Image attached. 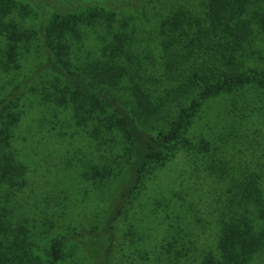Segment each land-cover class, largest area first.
Instances as JSON below:
<instances>
[{
  "label": "trees",
  "instance_id": "16d2710c",
  "mask_svg": "<svg viewBox=\"0 0 264 264\" xmlns=\"http://www.w3.org/2000/svg\"><path fill=\"white\" fill-rule=\"evenodd\" d=\"M180 1L168 0L162 10H157L162 16V23L158 25L162 35L178 42L182 34L190 35L195 29L193 34L201 41L199 54H207L199 61L186 62L182 49L169 41L166 44L162 39L164 45L158 49L160 52L150 51L158 60L152 62L153 67L149 65L151 79L144 83L145 88L140 89L131 85L139 77L135 71H147L132 68L138 57V49L131 39L138 31L137 26L128 32L129 24L124 19L117 20L112 8L97 6L84 11L60 8L37 29L18 21L14 15L16 11L25 10L26 6L17 0H0V37L6 46L0 54L2 70L8 72L18 67L23 55L31 48L43 59L32 75L0 98V264H57L64 260L68 243L72 241L88 247L97 244L102 249V264H113L117 223L148 178L158 167L175 158L179 151L188 157L190 181L178 189L172 185L162 189L165 206L179 207L182 212L175 211L177 225L170 224L161 238L154 237L157 244L151 264H258L256 257L264 253V175L249 169L238 170L235 154L230 155L226 148L232 136L240 134L236 127L245 126L238 121L237 108L234 113L232 108L229 110V102L234 101L239 107L243 101V108L239 107V110L242 114L247 109L249 119L256 112L264 118V70L238 71L230 67L232 71L224 72L222 67L225 62H243L245 65L254 57L264 62V45L259 40L264 34V0H203L200 6H204V16L209 20V32L223 29L230 36L214 53L201 40L203 34H199L202 31L199 24L202 19H197L196 12ZM185 24L187 28L182 34H175ZM98 25L101 29L105 27L101 42L105 57L92 66L77 65L74 59L81 52L87 29ZM115 25L118 30H114ZM138 47L142 48L141 45ZM212 60L216 63L211 64ZM157 62L161 70L157 68ZM179 69L189 73L188 81L163 85L162 97L154 94V86L169 80L167 77ZM44 74L51 77L39 81ZM36 81L38 85L35 87ZM149 83L150 88L147 87ZM38 86L44 95H55L58 105L72 104L78 115L81 111L95 113L100 124L97 130L112 134L110 139L114 141L122 138L121 141L126 143L121 155L126 162L123 169L119 165L121 169L117 173L115 168L112 171L114 181L121 176L122 179L115 185L118 200L111 211H98L78 228L54 234L43 241V247L36 249L33 228L26 220L22 222L18 218L10 200L23 174L21 164L11 150L13 132L21 121L20 106L26 90L35 91ZM249 87L255 89L253 98L262 103L258 109L251 102L252 97L245 94L249 93ZM126 93L135 99L134 109L127 105ZM227 95L231 100L221 102L222 106L208 115L216 98L223 101ZM157 97L162 101L159 102ZM171 100L177 105L170 111L169 121L145 127L144 119L156 118L160 112L162 117L167 116L165 106ZM224 128L226 133L222 131ZM241 130L248 129L242 126ZM119 154L115 156L118 158ZM97 175L102 181L109 178V175L103 177L99 170ZM196 178L200 183L190 184L191 179ZM204 180L213 184L208 194L209 217L206 218L211 228L215 226L213 243L202 242L200 229L190 220L186 223V216H181L189 210L184 195L192 193V187ZM213 190L217 193L213 194ZM192 212L191 208L188 212L191 218ZM141 231L146 236L145 226Z\"/></svg>",
  "mask_w": 264,
  "mask_h": 264
},
{
  "label": "rangeland",
  "instance_id": "374dc122",
  "mask_svg": "<svg viewBox=\"0 0 264 264\" xmlns=\"http://www.w3.org/2000/svg\"><path fill=\"white\" fill-rule=\"evenodd\" d=\"M17 1L26 8L14 13L16 19L25 25H34L37 29L42 21H47L50 14L60 8L84 11L97 6L112 8L116 13L117 20L124 19V22L129 24L128 32L133 29L134 25L137 26V33L131 37L138 49V57L132 68H145L147 71L146 73L142 70L135 71L139 77L137 82L131 83L133 88L138 86L143 89L145 88L144 83L151 79L148 67L150 64L152 66V62L155 63V59L158 60V58L150 51L160 52L159 50L164 45L162 39L182 49V57L186 62L189 60L199 61L207 54H199L198 45L201 41L193 34L196 32L195 29L191 31L193 33L190 35L182 34L183 29L187 28V24L175 32L177 35L182 34V39L178 42L172 38L168 39L170 36L166 34L162 35V30L158 26L162 23V16L158 14L157 10H162V5H166L168 0ZM180 2L192 8L198 14L194 13L197 19H202V23L199 24L202 31L199 34H203L201 40L205 44L207 43L209 51L214 53L216 50H220V47L226 44L230 36L223 29L209 32L207 26L209 20L204 16V6H200L203 5V0H182ZM193 2L197 4L194 5ZM155 7L160 9H155ZM100 27L98 25L94 29H87L88 35L80 48L81 52L78 53L80 58L76 56L74 59L77 65L92 66L93 63L103 60L105 57L101 50L102 34H104L105 27L104 29ZM114 30H118L117 25ZM256 33L258 32L256 31ZM259 40L264 45V34L259 36ZM255 44L257 47L260 46L257 40ZM140 45L142 48L138 47ZM5 47V42L0 37V54ZM29 51L23 55L18 67H13L8 72L2 70L0 63V98L7 96L18 83L28 78L42 65L43 59L39 57L35 49L31 48ZM206 58L209 57L206 56ZM210 63L215 64L216 62L212 60ZM223 65L224 72L250 68L264 70V62L255 57L247 60L245 65L243 62L232 64L225 62ZM125 66L127 67V65ZM158 67L160 68L157 62ZM180 67L183 68L182 65ZM230 67L232 70L229 69ZM186 72L179 69L172 76H168L169 80L154 86V94L162 97L163 85H174L177 81L187 82L189 73ZM141 75L142 77H140ZM50 77L44 74L38 80ZM150 83L147 86L149 88ZM33 85L36 87L38 81ZM38 88L39 86L35 91L31 88L26 90L20 106L21 121L13 132L11 150L16 161L21 164L23 174L19 183L14 187L15 193L10 200L18 218L22 222L26 220V223L33 228L35 233L33 241L36 243V249L43 247L46 239L48 240L52 235L65 233L67 229L73 227L78 228L83 221L94 217L98 211H111L118 200L115 185L122 179L121 176L117 182L114 181L112 171L115 168L117 173L121 166L123 169L126 162L121 158L126 143H123L122 138L119 137L114 141L110 139L112 134L107 133V135L105 132L97 130L96 127L100 124L95 113L81 111L78 115L72 104L60 106L56 102L55 95L46 96ZM248 89H250L249 93L245 94L252 97L251 102L255 104L256 109L260 108L262 103L258 98L252 96L255 89L252 87ZM160 97H157L159 102L162 101ZM248 97L246 100L250 101ZM230 98V95L224 96L223 101L216 98L207 114L215 113L216 109L222 106L221 102H229ZM125 99L128 100L127 105L134 109L135 99L131 98V94L126 93ZM229 103V110L232 108L234 113V109L237 108V117H240L238 121L245 123V126H242L248 130L242 131V126L236 127L240 134L232 136V141L226 150L230 151V155L235 154L234 161H238V170L249 169L264 175V118L259 112H256L253 118L249 119L250 116H246L247 109L241 114L239 107L243 108V101H240L239 107L234 101ZM175 105L177 103L171 100L165 106L167 116L162 117V112H160L156 118H146L143 122L144 126L152 127L168 122L172 116L169 113L175 109ZM244 108H247V105ZM231 112H228V118ZM222 131L227 132L226 128ZM118 154L117 158L115 155ZM200 162L202 163V161ZM98 170L103 177L109 175L108 180H100L97 175ZM102 171L107 174H103ZM190 171L186 153L179 151L175 158H172L166 165L158 167L155 174L148 178L140 193L132 198L124 217L117 223L113 264H151L153 250L156 249L157 244L154 237L161 238L163 231L170 224L177 225L178 218H176L175 211L182 212L179 207L174 209V207L165 206L162 189L169 185L176 189L185 184L188 185ZM193 182L200 183V180L199 178L191 179L190 184H194ZM212 187L213 184L210 180H204L201 184L194 185L193 192L184 195L185 206L189 210L181 214L182 218L186 216L184 220L186 223L190 220L200 229V235L203 237L202 242L208 243H213L216 235L215 226L211 228L206 220L207 216L209 217L207 202L210 198L208 194ZM185 188L188 189L189 186ZM164 192L166 195L167 192ZM211 192L217 193L216 190ZM191 208L192 218L188 214ZM143 226H145L146 236L141 231ZM262 254L256 257L258 264H264V253ZM102 260V249L97 244L88 247L87 244L72 241L68 243L64 260L57 264H102Z\"/></svg>",
  "mask_w": 264,
  "mask_h": 264
}]
</instances>
